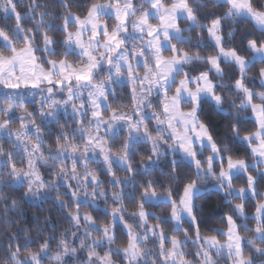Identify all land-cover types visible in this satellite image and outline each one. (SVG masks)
<instances>
[{
  "label": "clouds",
  "instance_id": "obj_1",
  "mask_svg": "<svg viewBox=\"0 0 264 264\" xmlns=\"http://www.w3.org/2000/svg\"><path fill=\"white\" fill-rule=\"evenodd\" d=\"M0 264H264V0H0Z\"/></svg>",
  "mask_w": 264,
  "mask_h": 264
},
{
  "label": "snow or ice",
  "instance_id": "obj_2",
  "mask_svg": "<svg viewBox=\"0 0 264 264\" xmlns=\"http://www.w3.org/2000/svg\"><path fill=\"white\" fill-rule=\"evenodd\" d=\"M82 79H85L86 77H81Z\"/></svg>",
  "mask_w": 264,
  "mask_h": 264
}]
</instances>
